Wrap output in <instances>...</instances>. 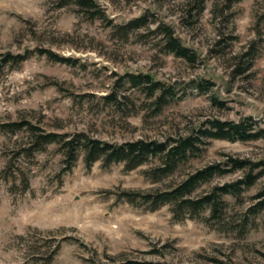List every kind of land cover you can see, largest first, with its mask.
I'll use <instances>...</instances> for the list:
<instances>
[{
  "label": "rangeland",
  "instance_id": "rangeland-1",
  "mask_svg": "<svg viewBox=\"0 0 264 264\" xmlns=\"http://www.w3.org/2000/svg\"><path fill=\"white\" fill-rule=\"evenodd\" d=\"M94 1L100 14L77 0H0V264H264V211L253 210L264 176L238 198L224 197L220 220L209 211L177 220L170 205L152 211L142 198L124 196L164 190L226 155L264 160V139L213 140L199 158L155 182L148 173L158 159L135 170L102 162L87 168L81 155L65 172L60 145L24 151L31 133L6 127L29 121L120 145L176 137L207 119L252 116L263 124L264 0ZM142 16L146 27L121 32ZM162 24L198 54L196 63L165 52ZM7 53L29 57L16 65L4 62ZM130 74L172 87L169 103L158 111ZM242 175L216 177L196 195Z\"/></svg>",
  "mask_w": 264,
  "mask_h": 264
},
{
  "label": "trees",
  "instance_id": "trees-1",
  "mask_svg": "<svg viewBox=\"0 0 264 264\" xmlns=\"http://www.w3.org/2000/svg\"><path fill=\"white\" fill-rule=\"evenodd\" d=\"M77 1L79 5L92 10L93 14L101 13L94 0ZM148 23V18L142 16L126 24L121 32L127 36L132 31L146 27ZM159 31L167 54L191 64L198 61V54L182 43L171 26L162 24L159 26ZM40 53L49 54L55 61H68V59L59 57L48 50H41ZM28 57V54L19 53L14 55L7 53L4 55L3 60L6 63L14 62L18 65L26 61ZM254 58L255 55H250L248 63ZM250 66L245 67L240 73L247 72ZM128 81L133 87L142 88L151 98H154L158 111H161L169 103V96H172V87L165 86L151 74H130L128 75ZM199 86L203 91L211 88L208 84L203 83L199 84ZM157 91H159V95H157ZM6 127L11 131L27 128L31 133L30 146L27 149L24 148V151L33 153L35 151H44L53 144L60 145L66 162H68L65 172L73 168L74 163L81 155L87 168H91L97 162H102L105 167H109L112 164H124L128 170H135L144 166L150 160L158 159L160 164L148 173V176L155 182L175 174L181 166L199 158L213 140L249 142L264 139V123L260 124L252 116L244 117L240 121L207 119L198 127H194L190 131L179 134L176 137H168L161 141L141 139L120 145L95 139L84 132L72 135L46 132L29 121L8 123ZM237 171H241L243 174L238 180L214 185L209 191L196 195V192L203 185L210 184L214 178L233 174ZM263 176L264 160L253 161L249 158L226 155L223 161L194 169L187 173L181 181L170 185L164 190L148 194L125 192L124 196L130 203H135L138 198H142L145 202L151 204L150 209L152 211L170 205L174 218L177 220H183L186 217L197 218L206 211L210 212L212 220H220L224 209L228 205L224 197L232 196L238 198ZM254 198H263L262 201H259L253 207L254 213L258 214L264 211V184ZM246 224L248 223L246 222ZM119 264L163 263L153 260L129 259Z\"/></svg>",
  "mask_w": 264,
  "mask_h": 264
}]
</instances>
